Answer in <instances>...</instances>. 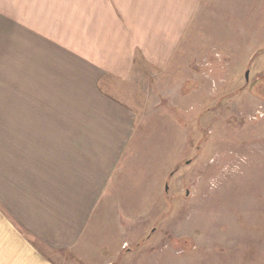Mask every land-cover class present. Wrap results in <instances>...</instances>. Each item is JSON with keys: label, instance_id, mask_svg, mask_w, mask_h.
Here are the masks:
<instances>
[{"label": "crops", "instance_id": "crops-1", "mask_svg": "<svg viewBox=\"0 0 264 264\" xmlns=\"http://www.w3.org/2000/svg\"><path fill=\"white\" fill-rule=\"evenodd\" d=\"M89 1L66 33L35 25L28 0H0V264H59L49 251L90 264L139 213L124 191L146 189L141 172L120 166L136 113L102 84L130 78L138 55L171 60L200 0Z\"/></svg>", "mask_w": 264, "mask_h": 264}, {"label": "rangeland", "instance_id": "rangeland-1", "mask_svg": "<svg viewBox=\"0 0 264 264\" xmlns=\"http://www.w3.org/2000/svg\"><path fill=\"white\" fill-rule=\"evenodd\" d=\"M28 2L39 27L89 18V0ZM180 44L168 62L138 55L130 78L103 81L136 113L120 166L131 158L146 189L124 191L139 213L90 264H264V0H200Z\"/></svg>", "mask_w": 264, "mask_h": 264}]
</instances>
